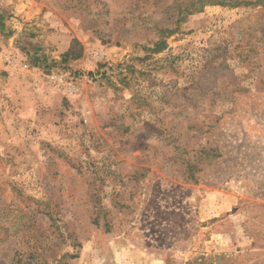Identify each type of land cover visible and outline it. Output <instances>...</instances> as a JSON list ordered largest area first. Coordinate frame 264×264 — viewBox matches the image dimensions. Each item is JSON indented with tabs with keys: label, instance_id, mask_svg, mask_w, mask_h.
<instances>
[{
	"label": "rangeland",
	"instance_id": "374dc122",
	"mask_svg": "<svg viewBox=\"0 0 264 264\" xmlns=\"http://www.w3.org/2000/svg\"><path fill=\"white\" fill-rule=\"evenodd\" d=\"M0 264H264V0H0Z\"/></svg>",
	"mask_w": 264,
	"mask_h": 264
},
{
	"label": "built area",
	"instance_id": "2783aa9c",
	"mask_svg": "<svg viewBox=\"0 0 264 264\" xmlns=\"http://www.w3.org/2000/svg\"><path fill=\"white\" fill-rule=\"evenodd\" d=\"M1 57L4 61V64L15 74L22 73L25 69V63H23V59L20 57V53L17 49L11 48L4 50L1 54ZM51 79L57 84H64V77L61 74L52 73Z\"/></svg>",
	"mask_w": 264,
	"mask_h": 264
},
{
	"label": "trees",
	"instance_id": "16d2710c",
	"mask_svg": "<svg viewBox=\"0 0 264 264\" xmlns=\"http://www.w3.org/2000/svg\"><path fill=\"white\" fill-rule=\"evenodd\" d=\"M198 2H201V0H198ZM221 3L222 2H216V4H221ZM235 3H239V2H235ZM190 5H194V3L190 4ZM169 31H171V30H169ZM77 45H78L77 40L75 38H73L68 49L62 54L63 62H66L68 58L75 59V58L79 57L81 50H80V47H78V48L76 47ZM165 46H166L165 40H160V41L156 42V44L153 48V51L154 52L161 51Z\"/></svg>",
	"mask_w": 264,
	"mask_h": 264
}]
</instances>
